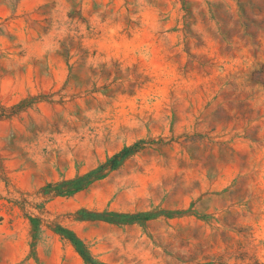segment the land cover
<instances>
[{"label": "rangeland", "instance_id": "rangeland-1", "mask_svg": "<svg viewBox=\"0 0 264 264\" xmlns=\"http://www.w3.org/2000/svg\"><path fill=\"white\" fill-rule=\"evenodd\" d=\"M0 264H264V0H0Z\"/></svg>", "mask_w": 264, "mask_h": 264}]
</instances>
